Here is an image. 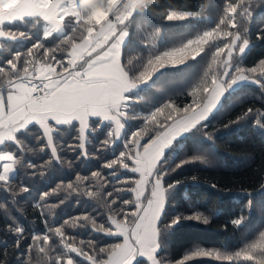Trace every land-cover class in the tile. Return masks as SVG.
<instances>
[{"label": "snow or ice", "instance_id": "6c2138e0", "mask_svg": "<svg viewBox=\"0 0 264 264\" xmlns=\"http://www.w3.org/2000/svg\"><path fill=\"white\" fill-rule=\"evenodd\" d=\"M252 2L225 0L222 15L214 27L196 39L188 40L182 47L149 58L143 69L131 76L122 63V42L128 35L126 28L129 20L136 10L145 7V0H107L104 8L107 20L100 26L90 22L91 9L82 8L81 0H0V38H27L26 33L11 28L6 30L5 25L32 20L43 22L45 39L61 33V43L68 46L66 49L60 46L49 48L36 42L26 53H13L11 58L0 62V78L3 80L0 83V187L5 190H9L12 183L15 166L26 154L25 143L18 138V132L25 131L31 124L38 126L42 135L37 136V140H46L52 159L61 162L54 142V133L61 125H74L77 135L75 142L69 144L68 148L72 152L79 150L80 156H87L86 133L93 121L96 123L92 130L108 122L110 126L99 149L108 148L121 137L122 121L127 118L125 102L128 97L124 94L129 89L146 82L169 63L175 66L189 58L195 59L210 40L222 41L212 53L202 81L187 93L192 98L191 102L178 107L169 100L151 111L143 117V126L132 131L123 141L124 150L103 164L104 169L116 170L118 167L125 172L138 174L139 179L124 177L119 180L122 187L105 191L109 184L105 174L93 171L90 178L77 175L75 184H67L65 190L89 199H102L108 213L106 221L98 222L95 216L85 213L64 220L62 226L49 227L43 235H33V243L28 246V257L22 259V264H31L33 251L37 252L43 264H77L73 254L83 258L87 264H134L138 257L145 258L147 264H164L158 255L160 233L181 219L179 216L173 217L161 227L165 195L167 190L174 187L173 184L165 183L169 173L161 165L164 150L181 133L195 128L207 118L226 86L230 87L239 81H251L264 88V59L248 68L233 66L232 63L234 54L237 51L242 53L249 44L247 27L241 31V25L252 14ZM192 15L195 13L169 11L166 19L183 20ZM69 25L73 34L65 31ZM78 30L79 40L74 35ZM58 51L66 52L64 59L57 58ZM40 53L42 56L38 55ZM253 114L257 118L255 122L264 120V111L249 107L229 124L238 123ZM149 132L153 134L148 135ZM8 144L14 145L16 151L4 150ZM40 150L44 151V148ZM194 159L205 162L203 157ZM182 163L177 167L182 166ZM27 167L35 168L36 165L29 162ZM116 172L109 171L107 175L114 176ZM89 179L94 183L84 184ZM60 188L61 185H57L52 192H44L41 201H45ZM28 190L25 185L19 188L21 193ZM123 192H131L134 199H123L118 195ZM120 201L125 207L116 212L115 208L119 207ZM131 205H134V210L129 211L128 206ZM96 215L101 214L97 212ZM185 218L208 223V218L199 214ZM241 222L242 218H238L232 223L239 225ZM65 225L73 229L90 226L92 231L122 238V242L100 247L97 251L94 240L81 239L77 242L74 236L64 231ZM9 231L15 235V248H20L24 236L23 227L18 224L9 225ZM54 237L59 240L60 250L52 256L50 252L53 250ZM202 258L226 264H264V231L234 254L197 248L173 264H190Z\"/></svg>", "mask_w": 264, "mask_h": 264}, {"label": "trees", "instance_id": "16d2710c", "mask_svg": "<svg viewBox=\"0 0 264 264\" xmlns=\"http://www.w3.org/2000/svg\"><path fill=\"white\" fill-rule=\"evenodd\" d=\"M213 1L216 0H146L145 7L136 10L129 20L127 39L122 46V63L126 65L130 75L134 76L142 70L149 58L182 47L186 41L194 40L214 27L222 15L225 0L211 9ZM253 2L259 4L251 10L250 18L241 25V31L247 27L249 44L242 53L234 54L233 66L254 67L259 60L264 59V0ZM169 11L200 12L206 18L198 21L190 19L187 22L166 20ZM41 26L42 22L32 20L6 24V30L11 28L24 32L27 38H0V62L11 58L13 53H26L36 42L49 48L68 47L61 43V33L50 35L47 39L41 36ZM65 31L73 34L71 25ZM74 35L79 40L80 30ZM220 44V40H210L195 59L189 58L183 64L175 66L169 63L157 70L146 82L138 83L135 89L127 92V118L122 121L121 137L108 148L99 149L110 126L108 122L92 130L96 123L93 121L86 133L87 156H80L79 150L72 152L68 148L69 144L75 142L77 135L74 125H61L54 133L61 162L52 159L46 140H37L36 137L42 135L38 126L31 124L25 131L18 132V138L25 143L26 154L15 166L16 172L11 177L9 190L0 187V204L3 205L0 208V264H22V259L26 260L28 257V246L33 243L32 236L43 235L49 227L62 226L64 220L87 213L95 216L98 222L106 221L108 213L102 199H89L65 190L67 184H75L77 175L90 178L93 171H101L109 181L105 191H113L114 188L123 186L119 180L124 177L135 178V173L125 172L118 167L116 170L104 169L103 164L124 150L123 141L132 131L143 126V117L151 111L169 100L178 107L191 102L192 98L187 93L202 81L212 53ZM38 55L42 56V53ZM56 56L64 59L66 52L58 51ZM130 60L131 65L128 63ZM2 82L0 78V83ZM249 107L264 111V88L258 84H242L226 92L209 117L182 137L173 140L161 159L163 169L169 173L165 177V183L174 185L165 195L161 227L173 217L181 218L178 223L160 233L158 255L164 264H173L197 248L234 254L264 231V120L255 122L257 118L253 114L238 123L229 124ZM42 147L44 151L40 150ZM4 150L16 151L11 144L6 145ZM195 157H203L205 162L194 159ZM183 161L190 162L182 163ZM29 162L36 167H27ZM128 163L131 164L130 161ZM181 163L182 166L177 167ZM109 171L117 172L114 176H108ZM89 183L94 181H84V184ZM21 185L27 186L29 190L21 193ZM57 185H61L60 190L41 201V195L52 192ZM118 195L123 199H134L131 192ZM37 204L40 207H36ZM53 204L58 207L51 208L50 205ZM118 204L116 212L125 207L122 201ZM128 210H134V205L128 206ZM97 212L101 215L97 216ZM193 214L207 217L208 223L185 218ZM238 218H242V222L239 225L233 224ZM16 224L24 229L20 248H15V235L9 231V225ZM64 231L69 236H74L77 242L81 239L94 240L97 251L100 247L120 241V238L94 232L90 226L73 229L65 225ZM53 241L50 255L55 256L60 250L59 240L54 237ZM73 256L77 264H87L83 258L75 257V254ZM31 257V264H43L36 251L31 253ZM134 264H147V261L138 257ZM190 264L226 262L202 258L193 260Z\"/></svg>", "mask_w": 264, "mask_h": 264}, {"label": "rangeland", "instance_id": "374dc122", "mask_svg": "<svg viewBox=\"0 0 264 264\" xmlns=\"http://www.w3.org/2000/svg\"><path fill=\"white\" fill-rule=\"evenodd\" d=\"M222 2V0H216V1H213L212 2V4L210 5V8L211 9H215L216 7H218L217 6V4L218 3H221ZM101 3V2H100ZM259 3H256V2H253L252 4H251V10L253 11L256 7H257V5H258ZM91 11H96V9L95 8H93ZM206 18V16H205V14H201L200 12L199 13H197V14H195V15H192V16H189L188 18H186V19H183L184 21H189L190 19H191V21H195V20H202V19H205ZM166 20H168V19H166ZM171 21H174V20H171ZM178 21H182V20H178ZM186 21V22H187ZM126 31H127V33H128V29H126ZM44 32H45V26H44V24H43V22H42V26H41V36H43L44 37ZM126 39H127V36H126V38L124 39V41L122 42V46H123V44L125 43V41H126ZM186 43H187V41H186ZM237 53H238V51H237ZM242 84H256V83H253V82H251V81H239V82H237L236 84H233V85H231L230 87H227L226 86V88H225V91L223 92V94L221 95V97L219 98V100H218V102H217V104H216V106L213 108V110L210 112V114L219 106V104H220V101H221V99H222V97H223V95L226 93V92H230V91H232V90H234L235 88H237V87H239L240 85H242ZM137 87V84H136V86L134 87V88H131V89H129L128 90V92L130 91V90H133V89H135ZM209 114V115H210ZM209 115L207 116V118L209 117ZM42 131V130H41ZM188 132V131H187ZM186 132H184V133H181L178 137H176L175 139H178V138H180V137H182L184 134H185ZM174 139V140H175ZM118 140V139H117ZM169 149V146L164 150V152H163V155H162V158H163V156H164V154H165V152L167 151ZM136 175V177H135V179H139V175L138 174H135ZM133 187H134V185H133ZM149 194H150V190H149ZM134 198V197H133ZM145 203H146V200L144 201ZM119 242H122V238H120V241ZM143 258V257H142Z\"/></svg>", "mask_w": 264, "mask_h": 264}, {"label": "clouds", "instance_id": "9594fccd", "mask_svg": "<svg viewBox=\"0 0 264 264\" xmlns=\"http://www.w3.org/2000/svg\"><path fill=\"white\" fill-rule=\"evenodd\" d=\"M145 2H146V0H145ZM105 4L106 3H103V4L100 3L99 0H94V2H92V0H81V7L82 8L91 9V10L93 8L96 9V11H91V14L89 16V20H90V22L98 21V23H95L98 26L103 25L107 20V17L105 15V11H104ZM128 63H129V65H131L132 61L130 60Z\"/></svg>", "mask_w": 264, "mask_h": 264}, {"label": "crops", "instance_id": "0c3cea01", "mask_svg": "<svg viewBox=\"0 0 264 264\" xmlns=\"http://www.w3.org/2000/svg\"><path fill=\"white\" fill-rule=\"evenodd\" d=\"M99 2H101V3L103 4V3H106L107 0H99ZM94 22H95V23H98V21H94ZM5 94H6V92H5ZM125 94H126V93H125ZM125 94H124V95H125Z\"/></svg>", "mask_w": 264, "mask_h": 264}]
</instances>
